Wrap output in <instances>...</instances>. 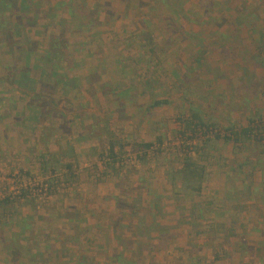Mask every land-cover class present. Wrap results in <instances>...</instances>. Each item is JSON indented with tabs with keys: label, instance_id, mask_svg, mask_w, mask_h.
Here are the masks:
<instances>
[{
	"label": "rangeland",
	"instance_id": "1",
	"mask_svg": "<svg viewBox=\"0 0 264 264\" xmlns=\"http://www.w3.org/2000/svg\"><path fill=\"white\" fill-rule=\"evenodd\" d=\"M19 3L0 11V264H200L187 256L202 248L211 264H264V139L210 142L191 153L201 191L173 184L191 108L218 128L264 124V0ZM49 35L69 53L54 75ZM110 134L127 145L111 172ZM139 142L156 148L139 159Z\"/></svg>",
	"mask_w": 264,
	"mask_h": 264
},
{
	"label": "trees",
	"instance_id": "2",
	"mask_svg": "<svg viewBox=\"0 0 264 264\" xmlns=\"http://www.w3.org/2000/svg\"><path fill=\"white\" fill-rule=\"evenodd\" d=\"M20 0L18 6L20 9L28 8L32 5L33 0ZM204 2V0H202ZM19 9L16 7V0H0V11L7 12L8 15L15 13ZM29 10V8L27 9ZM23 11V10H19ZM25 12V11H24ZM35 12V10L33 11ZM239 18L242 17V14L239 12ZM82 23V22H81ZM80 23V24H81ZM82 25V24H81ZM48 47L46 50L45 56V66L46 68L42 69V74L48 75V73L53 74L56 67L51 63L53 60L59 61H68L69 53L67 42L62 39L60 36H48ZM145 41L148 50L154 51L155 41L152 35L149 33L143 39ZM259 41L264 45V34L259 32ZM263 47V46H262ZM28 73V68H25ZM22 72V71H21ZM25 72L24 75H27ZM66 84V83H64ZM166 100H154L150 106L151 108L159 107L167 104ZM262 118L252 119L250 118L246 126H237L236 124H229L224 128H218L216 122L211 117L207 116L205 113L200 111L198 107L191 108V113L185 116V119L181 120L182 130L180 132L182 139L177 142L178 150L184 155L182 159V164L174 174L179 178V182H174L173 184L178 189H181L182 192L179 194H186V196H194L201 191L202 185L205 181V168L199 160L194 158L191 153H203L200 152L204 150L205 147H212L210 142L216 140H223L224 142H233L235 145L240 144L246 147V145H252L259 140L264 139V124H262ZM211 135V137H209ZM109 135L107 140L106 147L102 153L99 154V161L102 163L103 168L106 170L117 171L118 167L122 166V162L126 154V144L119 143L116 139ZM197 136L203 137L201 146L194 148L192 152L191 142L193 139H196ZM158 144L161 145V140L158 139ZM131 151L139 159H144L147 153L156 148L155 143H145L139 142L130 146ZM195 147V146H193ZM191 154V155H190ZM50 155V154H49ZM44 159V168L47 166L46 156L42 155ZM71 164H67L66 168H71ZM178 191V190H177ZM8 197L4 198L5 202L8 201Z\"/></svg>",
	"mask_w": 264,
	"mask_h": 264
},
{
	"label": "crops",
	"instance_id": "3",
	"mask_svg": "<svg viewBox=\"0 0 264 264\" xmlns=\"http://www.w3.org/2000/svg\"><path fill=\"white\" fill-rule=\"evenodd\" d=\"M54 73L55 72H53V74H51V75H54ZM66 81V80H65ZM248 244V243H247ZM246 244V245H247ZM248 246V245H247ZM201 249V248H200ZM43 255V254H42ZM235 259L236 258H238V257H234ZM179 259V258H178ZM187 259H189V260H191L192 262H199L200 264H202V263H204V261H208V263L209 264H211V263H214V261H217V260H215V258H213V257H211L210 259V261L209 260H205L206 258L205 257H203V248H202V252L200 253V251H199V255L198 256H192V255H189V256H187ZM250 259V258H249ZM50 259H48V261H49ZM225 262V264H231L232 263V257H230V258H226V259H223ZM251 260V259H250ZM182 262H185L184 260H182ZM49 263V262H48Z\"/></svg>",
	"mask_w": 264,
	"mask_h": 264
}]
</instances>
